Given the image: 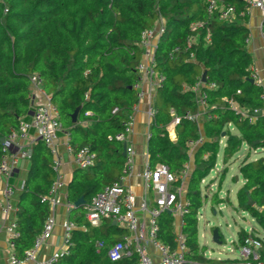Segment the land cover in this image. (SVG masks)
I'll use <instances>...</instances> for the list:
<instances>
[{
	"label": "trees",
	"instance_id": "obj_1",
	"mask_svg": "<svg viewBox=\"0 0 264 264\" xmlns=\"http://www.w3.org/2000/svg\"><path fill=\"white\" fill-rule=\"evenodd\" d=\"M223 2L235 7L236 18L223 19L218 12H209L207 0H0V137L6 138L5 143L0 142V160L10 132L34 111L31 75L35 72L43 78L63 127L70 131L74 151L89 148L96 153L94 165L79 167L68 184V200L74 204L83 196L86 202L71 207L69 218L78 226L73 230L71 252L53 264L135 263V257L110 260L109 247L128 230L109 219L92 225L85 216V205L123 173L126 157L116 134L124 131L139 102L134 85L144 52L142 32L154 28L162 17L164 31L156 47L155 68L163 80L155 95L148 161L152 166L165 163L179 172L190 161V145L204 139L195 153L183 231L190 260L219 263L205 257L200 245L198 215L205 202L202 181L216 166L224 132L225 163L243 143L255 149L264 147V112L250 122L230 104L233 100L251 111L264 110L263 87L249 80L253 65L248 50L250 4L248 0ZM198 23L202 25L194 26ZM177 46L180 50L174 52ZM204 70L208 71L207 85L201 88L209 93L206 115L213 117L206 118L202 133L198 120L187 114L199 111L198 92L192 87L202 80ZM212 82L216 87L209 89ZM78 106L81 109L74 122L72 115ZM176 115L181 121L173 140L167 127ZM230 124L241 135L233 133ZM53 163L45 142L36 140L17 203L19 236L14 242L20 258L33 246L50 214L44 196L57 177ZM240 170L246 182L237 193L239 207L249 211L264 229V156L245 159ZM250 197L254 204L249 203ZM213 201L220 199L214 195ZM174 222L175 215L168 211L159 219L158 236L172 248L176 246ZM247 234L240 230L239 240ZM99 242L104 243L102 247ZM261 251L264 258V238Z\"/></svg>",
	"mask_w": 264,
	"mask_h": 264
},
{
	"label": "built area",
	"instance_id": "obj_2",
	"mask_svg": "<svg viewBox=\"0 0 264 264\" xmlns=\"http://www.w3.org/2000/svg\"><path fill=\"white\" fill-rule=\"evenodd\" d=\"M248 2L251 6H257L264 12V0H248ZM207 8L211 13L218 12L223 19H232V17L236 15L235 7L230 4H224L223 0H207ZM201 25V23L194 24V26L197 27ZM163 31L164 25H161L159 29L149 28L142 32L141 45L144 52L142 60L138 64V72L140 76L134 85V88L137 89L139 101H141L145 95V91L141 88L143 74L151 77L156 76L157 79L155 81L153 79V84L157 87L161 86L163 75L155 68V52L157 47L155 38L160 36ZM207 39L208 41H211L210 33L208 34ZM191 41L189 42V46L192 44ZM179 50L180 47L177 46L174 52ZM251 71V78L261 85V79L253 65ZM203 84L207 85L206 82L201 80L193 86L192 89L198 92L197 101L199 106L207 109L209 93L208 89L201 88ZM214 87H216V83L212 82L208 84L209 89ZM32 89L43 91L47 95V92L43 87V78L39 73L35 72L31 75V90ZM230 104L233 109L238 113H241L242 117L247 118L250 122H255L257 119L259 109L251 111L248 108L238 106L233 100H230ZM155 112L156 108L152 105L150 107V114L152 117ZM90 113V111L87 112V114ZM187 117L197 120L198 114L193 115L188 113ZM211 117H213L212 114L207 115V118ZM180 121L181 117L176 115L171 124L176 126ZM32 130L37 134L36 139L31 135ZM62 130H65V128L59 118V111L52 102V98L49 96L46 102L37 103L35 105L30 121L22 119L19 127L13 129L7 137V140L18 148V153L15 155L10 154L6 147V153L0 160V182L2 179L6 178L5 188L0 199V205L4 214H7L11 210L17 211V207L13 204V196L16 189L14 185L10 183V178L12 176L14 165L17 163L18 156L31 159L33 145L36 140L42 139L54 155L53 168L57 172L55 181L49 192L44 196V200L49 202L51 208L50 214L42 232L36 236L33 246L26 251L23 258H20L15 251L14 238L19 236L16 220L12 221L7 226L9 244L13 248L10 258L11 264H24L29 262H32L33 264H53L61 257L68 255L71 252L73 230L78 226L70 218H67L63 223V246L47 258H38L40 249L53 235L56 224L55 212L57 206L61 203L60 188L64 185V181L59 172L61 156L59 155L58 149V136L59 132ZM132 130L131 116V118L125 122L124 131L116 134V139L121 142H128L123 173L118 180L113 184L105 186L103 190L93 196L91 201L85 205V216L94 226H99L103 220L109 219L112 223L113 221H116L115 225L125 227L129 231V233L125 234L121 240L115 242L109 247L108 256L112 262H118L127 258L133 259L135 257L134 264H181L185 261L195 263L196 261L190 260L187 257L189 246L187 244L186 234L183 231L184 220L182 227L178 231H175L176 246L174 248L163 242L158 236L159 219L163 212H169V210H171V213L175 216H184L185 213L189 211L188 206L190 202L188 201L183 205L179 200L185 188V181L191 175L189 163L179 172H173L165 163H158L156 166H152L149 161H147L143 171V179L146 188L155 193V199L152 205L144 203L143 209L147 211L148 219L142 220L135 210L136 196L131 187L125 183L126 177L132 172L135 164V147L128 139ZM66 134L67 148L74 153L77 164L82 168L93 166L96 159V153L89 148H81L78 151H74L68 141L70 140V132L66 130ZM203 140V138H200L196 143L201 144ZM10 156L12 157L11 160L9 159ZM72 205L73 203L69 201L68 206L72 207ZM103 244V242L98 243L100 247H102ZM151 244L159 250V257H156L150 252L149 246ZM236 246L239 253L237 257L226 259L218 258L217 260L219 263L217 264H264V258L261 251L262 238L254 235L253 230L248 231V234L243 240H239V242L236 243ZM237 248H234V250ZM202 254L207 257L206 251H203Z\"/></svg>",
	"mask_w": 264,
	"mask_h": 264
},
{
	"label": "crops",
	"instance_id": "obj_3",
	"mask_svg": "<svg viewBox=\"0 0 264 264\" xmlns=\"http://www.w3.org/2000/svg\"><path fill=\"white\" fill-rule=\"evenodd\" d=\"M248 12L249 13H248L247 26L250 29V38L248 40V50L252 56L253 66L257 70L259 78L261 79V85L264 90V29H263L264 12L257 6H251V5L249 7ZM234 18H236V15L232 17V19ZM164 23H165V20L162 17L156 22V25L154 28L159 29L161 25H163ZM160 36L155 38L156 44H158ZM153 79L155 81L157 77L156 76L151 77L146 74H143L142 76L141 88L145 91V95L134 108V111L132 113L133 130H132V133L128 137L129 142L132 143L135 147V155H134L135 164H134L132 172L126 177L125 183L131 187L132 191L134 192L136 196L135 210H136L137 215L142 220L148 219V213L147 211L143 209L144 203H147L148 205H152L155 199V193L152 190L149 191L146 188L144 179H143V171H144L145 165L149 158L148 140L150 138V124L153 118L150 114V107L152 105H155V95L158 89V87L153 84ZM49 96H50L49 94L46 95L43 91L32 89V100L34 103L33 110L37 103L46 102ZM90 112L91 113L88 115L92 114V111ZM32 114L33 112L22 119L30 121L32 118ZM197 114H198L197 120L199 122L200 128L203 133L204 121L207 118L206 109L200 107ZM171 123L168 125L167 128H168V131L172 139L176 140L177 139L176 126L172 125ZM229 128L233 133L237 135H241V132L237 126L230 124ZM66 130L68 129L65 128V130L60 131L59 136H58V149H59V155L61 156L59 172L61 173L62 180L64 181V185L60 188L61 203L57 206V209L55 212L56 224L54 227L53 235L47 241V243L40 249L38 253L39 259H44V258L49 257L51 254H53L55 251H57L63 246V234H64L63 223L67 218H69V215H70L71 207L68 206L69 200L67 198V187L75 171L80 166L77 164L75 160L74 153L70 151L69 148H67ZM68 132L70 131L68 130ZM31 135L36 139L37 134L34 130L31 131ZM70 139H71V134H70ZM68 141L70 143V140ZM5 142H6V139H5ZM226 143H227V137L222 136V138L220 139L221 148H220L218 159H217V163H218L219 162L218 160L221 154L222 155V166L220 169H218L216 168L217 166V163H216V166L214 169H216L217 171V177L215 178L214 182L208 183L207 182L208 176L203 179L202 181L203 196L205 197V202L209 201L213 209H215L216 207H219V210H221L222 209L221 207L223 206L221 202L213 201L214 195H217V197H219V199L221 200H225L226 198L228 199V203H226L227 207L244 210L243 208L239 207L238 195H237L239 189L243 187L246 182L243 175H242L243 180L241 181V184H239V186H237V188L235 189L236 203L233 202L230 192L228 193L227 196H220L219 192H215V190H213V187L216 185L220 186L225 181V179L228 178V174L231 172L233 164L237 163L238 171L241 173L240 164L245 159L257 160L260 157H263L264 147L255 149V148L250 147L247 143H243L242 147L235 154V156L228 163H225L224 162V148L226 146ZM200 145L201 144L196 143V142L190 145V149H189L190 173L192 172L195 166V153L198 150ZM6 147H7V151L10 154L15 155L16 153H18V148L13 143H11L9 140H7ZM11 158L12 157L10 156L9 159L11 160ZM29 169H30V159H26V158L18 156L17 163L14 165L12 176L10 178V183L14 185L16 190L19 191L18 193H21L23 189ZM225 169H226V172L223 175ZM190 176L185 181V188L179 199L180 203L183 205L189 201L187 192H188L189 182L191 178ZM232 176H233V173H231V177ZM233 178L236 180V183L240 181L239 176H233ZM5 181H6V178L2 179V181L0 182V199L3 195V190L5 188ZM229 191H232V188L229 189ZM19 195L20 194H18L17 199H16L17 203H18ZM72 206H74V204ZM15 207H17V204ZM16 218H17V211L11 210L7 214H4L2 212V207L0 205V264H11L10 258H11L13 248L9 244V234L7 231V226L12 221L16 220ZM183 220H184V216L182 215L175 216V222H174L175 231H178L182 227ZM252 230L255 235L261 238H264L263 227H262L263 233L255 230V228ZM127 233H129V231ZM149 249L153 255H155L156 257H159V254H160L159 250L154 245L151 244L149 246ZM232 251L235 252L236 249L235 250L232 249ZM24 264H33V263L29 262V263H24Z\"/></svg>",
	"mask_w": 264,
	"mask_h": 264
},
{
	"label": "rangeland",
	"instance_id": "obj_4",
	"mask_svg": "<svg viewBox=\"0 0 264 264\" xmlns=\"http://www.w3.org/2000/svg\"><path fill=\"white\" fill-rule=\"evenodd\" d=\"M219 162L217 163L216 168L220 169L222 166V155L220 154ZM239 176L240 181L236 183V180L231 177ZM217 177L216 169H213L207 177V182H214ZM243 180L242 174L238 171L237 163L233 164L231 172L228 174V178L220 186H214L213 190L219 192L220 196H227L228 193H231L232 200L236 203L235 189L241 181ZM232 188V191L229 189ZM19 191L15 190V195L13 196V204H17V196ZM63 199V198H62ZM64 200V199H63ZM223 204L222 209L219 210V207L213 209L210 202H205L203 207L199 211V238L200 244L207 253V257L211 259H226V258H235L238 253V248L236 243L239 242L238 232L242 229L250 231L255 228V230L262 232V227L259 223L253 218L251 213L246 210L227 207L228 199L221 200ZM216 211V212H215ZM220 228L222 233L223 243L219 244L213 240V230L214 228ZM236 243H235V242ZM237 248L235 252L232 249Z\"/></svg>",
	"mask_w": 264,
	"mask_h": 264
},
{
	"label": "water",
	"instance_id": "obj_5",
	"mask_svg": "<svg viewBox=\"0 0 264 264\" xmlns=\"http://www.w3.org/2000/svg\"><path fill=\"white\" fill-rule=\"evenodd\" d=\"M207 75H208V71L207 70H204L203 74H202V81L203 82H207ZM250 81L254 82V79L253 78H249ZM81 107L78 106L76 108V110L74 111L72 117H73V121L74 122H77L78 120V114H79V111H80ZM263 113L262 110H259L257 115H261ZM226 133L224 132L223 133V136H225ZM0 142L1 143H4L5 142V137L4 136H1L0 137ZM127 146H128V142L127 141H124L123 142V156H126L127 155ZM86 201H85V198L82 196L80 197L75 203H74V206L75 207H79L80 205L84 204ZM249 203L250 204H254V200L250 197L249 198ZM169 212L171 213V210H169ZM113 224H116V221H113ZM213 240L216 242V243H219V244H222L223 243V240H222V233H221V230L220 228L216 227L214 228L213 230ZM181 264H206V263H201V262H195V263H192V262H189V261H185Z\"/></svg>",
	"mask_w": 264,
	"mask_h": 264
}]
</instances>
